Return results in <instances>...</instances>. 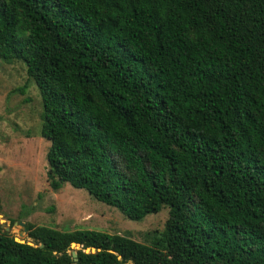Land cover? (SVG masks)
<instances>
[{
	"label": "trees",
	"instance_id": "16d2710c",
	"mask_svg": "<svg viewBox=\"0 0 264 264\" xmlns=\"http://www.w3.org/2000/svg\"><path fill=\"white\" fill-rule=\"evenodd\" d=\"M12 60L39 94L48 186L167 217L143 242L0 230V264H264V0H0Z\"/></svg>",
	"mask_w": 264,
	"mask_h": 264
},
{
	"label": "rangeland",
	"instance_id": "374dc122",
	"mask_svg": "<svg viewBox=\"0 0 264 264\" xmlns=\"http://www.w3.org/2000/svg\"><path fill=\"white\" fill-rule=\"evenodd\" d=\"M40 110L37 88L26 76L24 64L0 61V230L31 241L22 230L31 223L57 230L128 233L143 242L144 232L162 228L165 206L130 220L82 188L63 183L52 190L45 178L49 142L39 136Z\"/></svg>",
	"mask_w": 264,
	"mask_h": 264
},
{
	"label": "water",
	"instance_id": "95a60500",
	"mask_svg": "<svg viewBox=\"0 0 264 264\" xmlns=\"http://www.w3.org/2000/svg\"><path fill=\"white\" fill-rule=\"evenodd\" d=\"M18 223H19L20 225H23V223L20 222V221H19ZM22 230L25 231V228H23ZM14 240H15V241H18V242H20V243L24 242L23 239H18V238H15V237H14ZM25 242H26L27 244H30V245H31V244H32V239H31V241L26 240ZM70 246H71V247H74V248H77V247H78V246H77L76 244H74V243H71ZM92 250H93V249L91 248V251H92ZM84 251H88V249L86 248V249H84ZM71 255H72L73 257L75 256L74 251H71Z\"/></svg>",
	"mask_w": 264,
	"mask_h": 264
}]
</instances>
